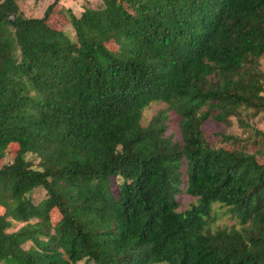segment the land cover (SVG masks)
<instances>
[{"label": "trees", "instance_id": "obj_1", "mask_svg": "<svg viewBox=\"0 0 264 264\" xmlns=\"http://www.w3.org/2000/svg\"><path fill=\"white\" fill-rule=\"evenodd\" d=\"M57 2L0 0V264H264V0H102L71 34ZM232 117L210 144L204 122ZM214 203L238 226L210 229Z\"/></svg>", "mask_w": 264, "mask_h": 264}, {"label": "rangeland", "instance_id": "obj_2", "mask_svg": "<svg viewBox=\"0 0 264 264\" xmlns=\"http://www.w3.org/2000/svg\"><path fill=\"white\" fill-rule=\"evenodd\" d=\"M52 0H17V3L20 9L26 16H42V13L45 7L50 4ZM102 0H58L54 8L49 14L47 23L50 27L59 30L65 29V31L71 34V26L69 23V11L75 15H79L81 11L86 7L97 8L102 6ZM260 64L264 70V55L260 59ZM166 109V103L162 101L153 100L148 105L143 108L141 116V124L146 125L150 118L154 116L158 111ZM168 121L166 133H172L175 138H179V129H178V115L171 110L167 111ZM232 125L230 127H224L223 124L216 122L213 119H208L202 125V129L205 137L209 140L210 144H219L223 140L222 135L219 133L221 130L225 131V134H240L243 129L238 125L236 119L232 117ZM252 123L254 126L264 129V114L259 113L253 120ZM259 145V144H258ZM258 145H253L251 147H258ZM17 148L16 145L13 146ZM10 150V149H9ZM4 155V158L0 159V165L4 161H9L11 159L12 153ZM14 153V152H13ZM27 158L31 159L33 166L37 162L38 158L30 153L26 155ZM184 166V165H182ZM118 189L117 182L115 180L113 184V191L116 193ZM45 189L43 187L34 188L29 194L32 202L37 203L43 197H45ZM177 200V209L184 210L189 207L190 204L196 201L194 196L187 194L184 190V185H181V190L176 194ZM3 211V208L0 206V213ZM57 218L55 211L51 212V219L54 222ZM207 222L209 223L210 229L214 230L217 227H229V226H238L237 217L230 212V210L225 206L219 203H214L210 211V215L206 217ZM12 225L8 230H16L23 223L21 221L11 220ZM30 242H26L24 246H28ZM77 264H92L90 261L79 260ZM157 264H166L165 262Z\"/></svg>", "mask_w": 264, "mask_h": 264}]
</instances>
